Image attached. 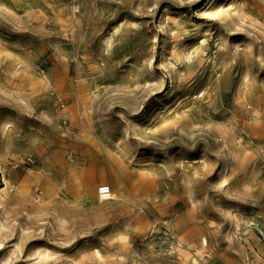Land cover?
<instances>
[{
    "label": "rangeland",
    "instance_id": "rangeland-1",
    "mask_svg": "<svg viewBox=\"0 0 264 264\" xmlns=\"http://www.w3.org/2000/svg\"><path fill=\"white\" fill-rule=\"evenodd\" d=\"M254 143L264 0H0V264H264V163L221 151Z\"/></svg>",
    "mask_w": 264,
    "mask_h": 264
},
{
    "label": "bare ground",
    "instance_id": "bare-ground-1",
    "mask_svg": "<svg viewBox=\"0 0 264 264\" xmlns=\"http://www.w3.org/2000/svg\"><path fill=\"white\" fill-rule=\"evenodd\" d=\"M256 110H257L256 116L257 115L260 116L261 113L263 112L262 110L259 111V107H257ZM227 145L228 144L225 142L223 144V147L226 148ZM223 147L221 151L224 153L226 162H228L227 159L229 157L233 158L234 161H236L238 170H244L251 166V169H252L251 172L254 173V172H257L258 165L260 163H264V155H263L264 150H262V147L258 143L249 145L244 149H238L236 147H233V148H230L229 150H226ZM3 159H4V155L2 154L0 150V163L2 165L4 176H6L5 172L7 169L3 162ZM124 170H125L124 167H121L118 170H115L114 168H111V167H105L101 170L100 176L94 177L93 175H90L87 177L84 183L79 180L76 174L75 175L73 174L72 179H73L74 184L77 186V188L76 187L74 189L67 188L65 193L66 194L77 193V192L81 193L82 192L81 189H82L83 193H86L87 196L93 197L95 196L96 188L98 184H104L110 187L113 186V182L117 179L118 173H123ZM16 172H17V175L19 176L20 173L17 170ZM39 175L37 177L34 175V177H36L37 180H39L38 178ZM40 179L41 180L39 181V183L43 187V192L45 191L47 196L51 197V193L53 192V189L49 186L47 180H45L43 177ZM8 180H9L8 178H5V181L8 182ZM16 187H17V193L20 198H23L25 200H29L31 198L32 191H33V181L30 179V177L25 178L23 181H19L16 184ZM123 187H125V185H122L120 188H123ZM262 187L264 188V183L262 184ZM150 188L151 187L148 182L137 180L133 184L131 194L134 195L136 198L144 199L146 197L145 196L146 192L150 190ZM112 191H113L112 195L109 198L111 200L115 198L114 190L112 189ZM123 197L124 196H122L121 199L123 201L126 200ZM3 229H5V226L4 224L0 222V232ZM260 240L264 242V239L260 238ZM1 245L2 243L0 242V246Z\"/></svg>",
    "mask_w": 264,
    "mask_h": 264
},
{
    "label": "built area",
    "instance_id": "built-area-1",
    "mask_svg": "<svg viewBox=\"0 0 264 264\" xmlns=\"http://www.w3.org/2000/svg\"><path fill=\"white\" fill-rule=\"evenodd\" d=\"M112 188L108 185H103L99 188V194L102 197V199H109L112 195ZM257 231L258 233L264 237V229L260 227L259 225L257 226ZM155 233V228L152 229L151 234Z\"/></svg>",
    "mask_w": 264,
    "mask_h": 264
}]
</instances>
